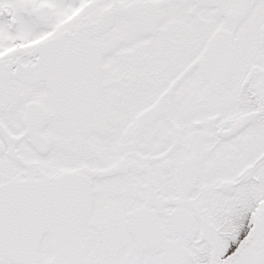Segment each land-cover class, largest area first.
Masks as SVG:
<instances>
[{
  "label": "snow or ice",
  "instance_id": "obj_1",
  "mask_svg": "<svg viewBox=\"0 0 264 264\" xmlns=\"http://www.w3.org/2000/svg\"><path fill=\"white\" fill-rule=\"evenodd\" d=\"M0 264H264V0H0Z\"/></svg>",
  "mask_w": 264,
  "mask_h": 264
}]
</instances>
